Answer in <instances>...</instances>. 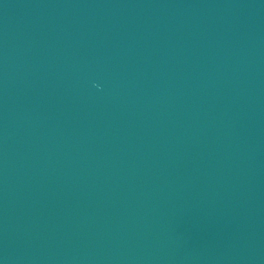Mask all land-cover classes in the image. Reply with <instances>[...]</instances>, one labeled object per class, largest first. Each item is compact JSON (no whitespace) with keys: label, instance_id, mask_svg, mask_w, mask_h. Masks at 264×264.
<instances>
[{"label":"water","instance_id":"obj_1","mask_svg":"<svg viewBox=\"0 0 264 264\" xmlns=\"http://www.w3.org/2000/svg\"><path fill=\"white\" fill-rule=\"evenodd\" d=\"M0 264H264V0H0Z\"/></svg>","mask_w":264,"mask_h":264}]
</instances>
